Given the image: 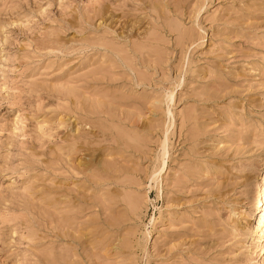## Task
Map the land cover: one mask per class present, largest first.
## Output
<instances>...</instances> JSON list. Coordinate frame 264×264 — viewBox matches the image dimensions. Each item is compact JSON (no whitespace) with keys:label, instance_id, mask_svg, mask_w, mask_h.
Returning <instances> with one entry per match:
<instances>
[{"label":"rangeland","instance_id":"rangeland-1","mask_svg":"<svg viewBox=\"0 0 264 264\" xmlns=\"http://www.w3.org/2000/svg\"><path fill=\"white\" fill-rule=\"evenodd\" d=\"M0 264H264V0H0Z\"/></svg>","mask_w":264,"mask_h":264}]
</instances>
